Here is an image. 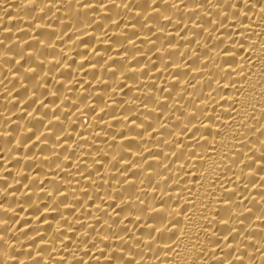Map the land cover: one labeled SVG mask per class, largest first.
I'll list each match as a JSON object with an SVG mask.
<instances>
[{
	"label": "bare ground",
	"instance_id": "bare-ground-1",
	"mask_svg": "<svg viewBox=\"0 0 264 264\" xmlns=\"http://www.w3.org/2000/svg\"><path fill=\"white\" fill-rule=\"evenodd\" d=\"M0 264H264V0H0Z\"/></svg>",
	"mask_w": 264,
	"mask_h": 264
}]
</instances>
